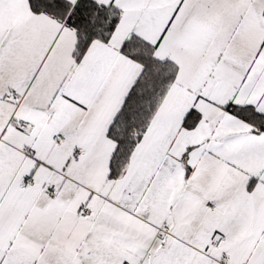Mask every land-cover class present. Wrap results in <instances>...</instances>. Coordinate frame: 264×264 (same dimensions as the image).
I'll use <instances>...</instances> for the list:
<instances>
[{
  "label": "snow or ice",
  "instance_id": "obj_1",
  "mask_svg": "<svg viewBox=\"0 0 264 264\" xmlns=\"http://www.w3.org/2000/svg\"><path fill=\"white\" fill-rule=\"evenodd\" d=\"M0 264H264V0H0Z\"/></svg>",
  "mask_w": 264,
  "mask_h": 264
}]
</instances>
